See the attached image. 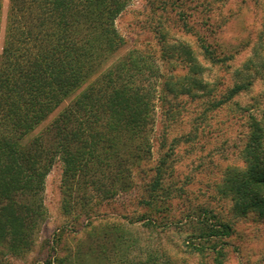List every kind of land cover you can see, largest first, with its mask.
Returning a JSON list of instances; mask_svg holds the SVG:
<instances>
[{"label": "trees", "instance_id": "obj_1", "mask_svg": "<svg viewBox=\"0 0 264 264\" xmlns=\"http://www.w3.org/2000/svg\"><path fill=\"white\" fill-rule=\"evenodd\" d=\"M129 1L9 0L0 51V264L4 256L26 254L33 246L46 218V178L57 161L63 164L64 186L72 190L75 183L79 198L82 190L86 194L87 186L105 201L140 188L137 206L156 211L136 216L130 224L145 220L157 228L155 214L165 212L163 217L170 218L167 211L173 200L184 195L175 180L173 143L160 136L153 168L148 169L144 162L154 152L157 107L169 124L177 113L176 102L184 96L193 101L209 98L208 106L195 119L200 123L207 121L210 111L229 105L246 118L245 146L239 152L246 166L228 167L219 186L223 195H233L237 211L264 214V90L252 94L244 105L236 99L252 93L257 80L264 82V28L252 54L234 67L229 62L241 49L222 47L210 16L201 22L191 19L205 1L147 0L153 10L176 12L173 22L179 21L185 34L195 39L194 43L176 40L171 44L169 29H162V55L166 66L171 65L164 68L155 55L142 48L120 54L128 39L116 22ZM1 12L2 0L0 25ZM207 64L234 69L237 80L217 92L220 80L209 78ZM192 134L194 131L181 137ZM89 208L87 220L98 213ZM187 218L197 219L196 239L214 241L205 246L190 239L187 247L197 253L210 249L221 263L233 226L217 220L205 207H194ZM104 239L105 243L94 247L103 264L169 263L155 251L139 250L138 240L121 233ZM57 240L59 237L54 239L52 264L57 260Z\"/></svg>", "mask_w": 264, "mask_h": 264}, {"label": "rangeland", "instance_id": "obj_2", "mask_svg": "<svg viewBox=\"0 0 264 264\" xmlns=\"http://www.w3.org/2000/svg\"><path fill=\"white\" fill-rule=\"evenodd\" d=\"M196 1H205V5L194 12L191 19L195 17V22H201L210 16L209 23L216 28V37L222 47L227 50L231 46L241 49L229 63L234 67L242 65L259 43L264 28V0H223L215 3L212 0ZM8 6L9 0H2L0 51L5 37ZM176 17V12L167 14L149 8L147 0H130L127 9L116 22L128 39L120 54L131 48H142L155 55L164 68L171 66H166L162 55L161 30L165 27L169 29L167 39L171 44L176 40L195 42L192 36L185 34L179 21L173 22L177 21ZM166 19H170L171 23L166 22ZM207 66L209 78L217 82L220 80L217 92L232 86L237 80L234 69L220 70L216 66ZM263 90L264 82L257 80L252 93H245L236 99L244 105L252 94ZM179 99L174 108L177 113L169 124L165 121L162 109L157 107L153 133L154 152L152 159L144 162L148 169L153 168L160 136H166L168 143H173L175 180L182 187L184 195L173 200L171 210L167 211L171 214L170 218L163 217L165 212L155 214L160 224L157 228L147 225L145 220L130 224L129 220H135L136 216H146L156 211L137 206L140 188L120 194L115 200L105 201L87 186L86 194L83 195L82 190L79 198L75 183L72 190L64 186L63 164L57 161L46 178V218L38 227L33 246L26 254L4 256L3 264H52V247L54 239L58 237L57 260L54 264H103L102 257L95 255L94 247L97 243H105L104 236L118 233L138 240L139 250H152L161 259H169L168 264H264V214L255 210L244 213L237 211L233 195H223L219 186L224 181L228 167L246 166L244 158L239 154L245 146L246 118L241 116L240 111L231 110L233 105H229L210 111L207 121L200 123L199 119H195L208 106L205 102L209 98L193 101L191 97L184 96ZM65 104L67 102L54 111L34 133L40 132ZM191 131L194 134L189 138L181 137ZM174 138L176 140L172 142ZM137 181L141 183L139 179ZM194 207L212 210L217 220L228 222L234 228V234L226 239L229 245L225 249L226 255L220 257L221 263L215 261V254L210 249L197 253L187 247L190 239L205 246H211L210 243L214 242H203L194 237L198 231L195 228L199 226L197 219L193 221L187 218L188 214H193ZM88 208L98 212L90 220L85 218ZM165 223L170 224L165 226Z\"/></svg>", "mask_w": 264, "mask_h": 264}]
</instances>
